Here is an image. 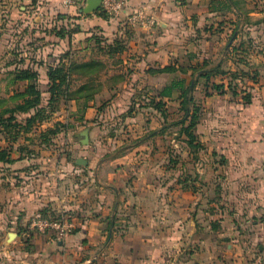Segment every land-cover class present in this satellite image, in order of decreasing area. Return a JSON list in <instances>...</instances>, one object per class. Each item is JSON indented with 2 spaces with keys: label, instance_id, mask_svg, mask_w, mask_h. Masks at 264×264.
Instances as JSON below:
<instances>
[{
  "label": "crops",
  "instance_id": "1",
  "mask_svg": "<svg viewBox=\"0 0 264 264\" xmlns=\"http://www.w3.org/2000/svg\"><path fill=\"white\" fill-rule=\"evenodd\" d=\"M85 6L77 0L60 11L70 59L103 63L99 78L75 73L70 84L95 88L89 98L68 100L83 103L79 122L87 125L77 131L88 143L80 153L60 144L8 147L7 204L0 205L7 256L0 264H262L264 251L252 259L249 249L264 248V0H128L126 11L112 16L85 13ZM137 11L146 18L133 23L129 15ZM119 42L123 49L109 53ZM205 61L225 91L196 83L195 132L203 147L196 160L169 164L153 133L165 122L154 99L174 78L161 69L174 64L189 82L192 65ZM177 96L163 98L171 113ZM182 143L180 153L193 156ZM40 167L48 173H37ZM42 209L66 212L75 227L63 237H27L30 216ZM221 247L232 258L220 260ZM236 248L248 249L247 258Z\"/></svg>",
  "mask_w": 264,
  "mask_h": 264
},
{
  "label": "rangeland",
  "instance_id": "2",
  "mask_svg": "<svg viewBox=\"0 0 264 264\" xmlns=\"http://www.w3.org/2000/svg\"><path fill=\"white\" fill-rule=\"evenodd\" d=\"M63 4L67 5L64 0H0V152L5 151L6 153L4 158L0 160L1 207L7 204V147L12 146L18 149L29 148L34 145L51 147V144H60L68 152L72 153V150H74L75 153H80L85 144L88 143L87 139H85L86 142L82 139L85 132L80 133L77 131L78 126L83 129L84 125H87L79 122L83 114V103L73 104L68 102L69 99L61 97L57 103L49 104L51 92L49 90V79L45 77V72L47 75L46 65L49 62L57 64L61 60L68 62L72 51L66 46L68 31L64 22L67 16L60 11ZM93 52L96 53L97 57L102 58L101 54L103 52L98 46L96 50L93 48ZM81 59H83V56L78 57V61H82ZM37 64L40 68V71H37L39 73L38 86L42 90L43 96L39 107L42 105L46 109L45 114H49V117L40 122L34 121L29 126L27 119L33 115V108L28 111L17 109L13 112V109L18 106L17 104L24 103L25 97L21 92L26 88L28 81H13V77L14 70L17 68L31 67L34 70ZM111 64L115 65V59ZM97 68L100 75L101 66L97 65ZM175 72H173L172 77H179L180 74L177 71ZM93 84L95 83L93 82ZM175 108L176 110L171 113L170 122L172 124L165 127L166 137L163 138V131L156 134V136H159L155 137V143L158 144V140L159 144L163 145L164 143L168 163L177 165L181 161L184 163L192 162L196 160V157L194 155H182L179 151L181 145H183L182 139L185 138L184 134L180 133L181 125L178 122L183 115V111L178 105ZM11 115L15 119L7 120V117ZM15 122L18 123L15 124ZM48 128L58 129L56 135L48 134L52 138L51 142L47 138L44 140L41 136L42 132H47ZM98 131L97 128L96 132ZM139 138L134 137L135 140ZM100 141L102 144L107 145L117 144L115 138H112V140L104 139L103 141L99 138L96 143H100ZM70 149L72 150L70 151ZM154 157L156 161H163L165 154L158 153ZM38 169L37 173L39 172L42 176L48 173L45 168L40 167ZM173 171L175 175L179 174L178 170ZM230 226L231 223L229 228L226 226L227 229H230ZM0 231H2L0 233V244L2 243L0 245V258H3L7 256V249H4L7 228L0 229ZM227 249L221 247L220 260L232 258V255L227 256L225 254ZM189 251L190 249H188ZM235 251L241 252L242 256L245 259L247 258L248 249L236 248ZM249 251H251L252 256L249 258H259L258 256L262 255L261 252L264 251V248L260 249L255 244L252 250L249 249ZM250 260L245 261L248 263ZM262 264H264V259Z\"/></svg>",
  "mask_w": 264,
  "mask_h": 264
},
{
  "label": "trees",
  "instance_id": "3",
  "mask_svg": "<svg viewBox=\"0 0 264 264\" xmlns=\"http://www.w3.org/2000/svg\"><path fill=\"white\" fill-rule=\"evenodd\" d=\"M102 14V13H101ZM104 15V14H103ZM232 37V36H231ZM123 49V44L119 42L116 45H112L110 47L109 53L115 51H121ZM68 57V56H67ZM97 65L101 66V69L103 68V63L100 60L97 59H91L86 61H78V60H72L69 59L68 62L61 60L57 64L48 63L47 66V77L49 79V90L51 92L49 104H54L59 101L61 97L65 99H70L76 96H86L87 98L93 96L95 93V88L90 83H85L81 85L80 87L76 89H71L70 84L72 80V76L76 73L79 78L86 77L87 80H91L99 75ZM100 69V67H99ZM192 73H191V79L189 82H187V79L185 77H174L169 83L164 85L161 90L156 94L159 99H154L153 106L157 111L161 114L165 122L163 123L161 129L159 132H153L154 134H159L164 130V127L170 126L172 122L169 120V114L171 112L166 107V103L163 100L164 97H171L174 95V93H177V98H181L180 106L179 108L183 111V115L181 116L180 120L178 121L181 125L180 133L184 134L185 138L182 140H185L187 145L194 151L202 146L200 140L198 139V136L195 132V126L199 119V106L197 105L195 98H194V89L196 86V83L203 79L205 82V85L211 86L213 89L224 92L225 91V85L224 83H217L212 82L211 77L216 75L218 71L215 68H208L206 67V61L203 65H192ZM178 68L173 65H167L164 68L161 69V71H170L175 72ZM181 71H185L184 69H181ZM222 73H224L222 71ZM226 73V72H225ZM39 73L37 70L31 69V67H25V68H17L14 70V77L13 81H28L26 84V88L21 92V94L24 95V103L17 104L18 106L13 109V112L17 109L28 111L31 108L34 109V113L30 118L27 119V124L31 126L32 122L37 121H43L46 119V117H49V114H45L44 107L42 105L39 107V105L42 102V90L38 86V78ZM238 76L234 77L237 78ZM211 83V84H209ZM230 88L233 85V83H229L228 85ZM207 93H210L206 89ZM54 108V106H53ZM131 109H129L130 111ZM15 119L13 115L7 117V120H13ZM167 119V121H166ZM18 122H15L17 124ZM57 128H48L47 132H42L41 136L45 140L51 142V139L48 134H54L56 135ZM155 134V135H156ZM10 148V147H9ZM2 155H0V160L4 158L5 151H1ZM11 152L10 149L7 147V161H11ZM189 179L193 176L189 175ZM195 179V178H194ZM188 188L195 190L196 186L195 184L191 183L187 185ZM44 214H49L50 212L47 209H42ZM51 214V213H50Z\"/></svg>",
  "mask_w": 264,
  "mask_h": 264
},
{
  "label": "built area",
  "instance_id": "4",
  "mask_svg": "<svg viewBox=\"0 0 264 264\" xmlns=\"http://www.w3.org/2000/svg\"><path fill=\"white\" fill-rule=\"evenodd\" d=\"M77 0H64L67 5L75 4ZM128 0H102L98 9L104 15L122 14L126 11ZM146 18L142 11H137L129 15V20L135 23L137 20ZM150 23H154V19L149 18ZM74 222L66 214L60 212L55 215L44 214L42 210L35 211L29 218L27 228L24 234L28 237L32 234H54L58 237H63L70 233L74 228Z\"/></svg>",
  "mask_w": 264,
  "mask_h": 264
},
{
  "label": "water",
  "instance_id": "5",
  "mask_svg": "<svg viewBox=\"0 0 264 264\" xmlns=\"http://www.w3.org/2000/svg\"><path fill=\"white\" fill-rule=\"evenodd\" d=\"M102 0H86V6L83 7L82 11L85 13L97 11L100 8ZM86 142V140H85ZM78 163H86V160H83L82 158L77 159Z\"/></svg>",
  "mask_w": 264,
  "mask_h": 264
}]
</instances>
